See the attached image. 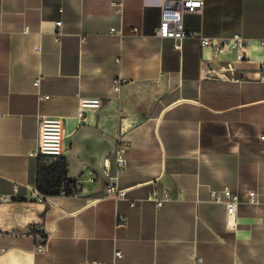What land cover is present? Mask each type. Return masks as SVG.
Masks as SVG:
<instances>
[{
  "label": "crops",
  "instance_id": "crops-1",
  "mask_svg": "<svg viewBox=\"0 0 264 264\" xmlns=\"http://www.w3.org/2000/svg\"><path fill=\"white\" fill-rule=\"evenodd\" d=\"M163 1L0 0V264H264V0H184L203 6L181 50L157 36ZM237 34L242 60L201 44ZM43 116L63 118L77 195L39 190Z\"/></svg>",
  "mask_w": 264,
  "mask_h": 264
},
{
  "label": "built area",
  "instance_id": "built-area-1",
  "mask_svg": "<svg viewBox=\"0 0 264 264\" xmlns=\"http://www.w3.org/2000/svg\"><path fill=\"white\" fill-rule=\"evenodd\" d=\"M184 0H164L162 4L161 13V23L157 30V36L160 38L173 39L175 41V47L181 50L183 41L189 37H194L196 34L194 32H188L184 27V15L190 11H195L200 13L202 11L203 2H198V7L194 9L187 8L184 4ZM58 26L61 28L62 23L59 22ZM251 41L244 38L242 35H234L232 38L217 41L209 38L202 37L201 44L203 47L212 48L216 54L226 53L229 50H234L237 52L238 58L243 59L247 47L250 45ZM261 45L264 47V40L260 41ZM115 90L120 88L121 83L117 81L115 83ZM37 88L41 85V78L35 81ZM40 100L48 99V96L39 94ZM80 108L83 114L88 112L98 111L102 102L100 99H89L80 97L79 98ZM64 121L61 117H49L43 116L40 119V129L38 145L36 150L33 152V156L46 157L50 159H58L63 154L64 149ZM121 143L124 139L120 140ZM117 164L122 171L125 168V147L121 145L117 149L116 153ZM108 168V166H107ZM108 195L113 197H119L123 195V192L119 190L116 185H111L108 187ZM80 192V186L77 184L69 185V188L64 186L61 190V196L77 195ZM41 200H44V196H40ZM152 200L157 202V205L161 207L163 205L164 199L160 198L158 193L155 191L151 197ZM211 198L214 202L222 203L226 207L228 220L231 226L236 225L237 213L240 205V197L233 193L229 188H224L220 191H213ZM250 200L252 203L255 201V194L251 193ZM127 223V218L122 217L118 226L125 225ZM47 249V241L38 236L36 250L39 253L45 252ZM117 257H121V253H116ZM204 260L198 255H194L193 264H203Z\"/></svg>",
  "mask_w": 264,
  "mask_h": 264
},
{
  "label": "trees",
  "instance_id": "trees-1",
  "mask_svg": "<svg viewBox=\"0 0 264 264\" xmlns=\"http://www.w3.org/2000/svg\"><path fill=\"white\" fill-rule=\"evenodd\" d=\"M50 158L39 157V190L46 196H59L64 186L75 184L67 181L68 166L66 160L58 158L56 163L46 164Z\"/></svg>",
  "mask_w": 264,
  "mask_h": 264
}]
</instances>
